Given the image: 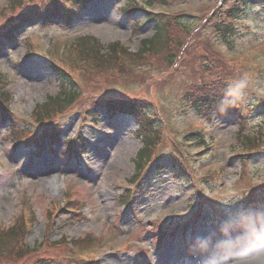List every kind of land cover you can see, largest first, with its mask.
Segmentation results:
<instances>
[{
    "label": "rangeland",
    "instance_id": "374dc122",
    "mask_svg": "<svg viewBox=\"0 0 264 264\" xmlns=\"http://www.w3.org/2000/svg\"><path fill=\"white\" fill-rule=\"evenodd\" d=\"M39 1L46 2L31 0L30 4ZM148 1L93 0L83 8L78 7L69 22L48 20L47 26L32 22L22 28L20 40L0 45V68L8 76L5 89L11 93L8 106L18 117L13 123L0 116V231L26 214L33 226L22 240L30 248L38 247L33 258L26 255L23 259L27 260L20 259L23 261L18 264H30L37 256L56 255L66 259L70 256H76L77 260L95 259L93 264L124 261L161 264L164 257L185 263L183 258L187 253L176 249L172 239L166 238L158 246L164 222L191 219L197 208L198 192H202L209 200L205 208L211 205L214 210H222L221 213H231L241 224L245 222V197L256 188L264 190V152L258 153L264 151V139L246 142L244 137L264 125V107L258 106L264 98L253 95L245 101L244 114L248 116L240 125L235 115L214 114L209 120L184 113L178 104L184 82L200 81L195 73L199 69L198 61H192L194 68L186 67L197 41L201 42L200 37L209 41L207 53L212 55L216 51L231 68L241 66L253 84H264V6L259 0H249L251 9L234 22V31L224 36L216 31L213 14L225 0H154L149 6ZM8 2L0 0V21L7 24L22 13L19 4ZM130 2L171 16L175 13L176 20L193 31L190 37H183L187 42L179 48L174 62L168 56L150 51L144 58L119 54L102 63L79 59L77 46L66 40L80 34L94 35L106 49L119 42L132 53L140 50L142 39L154 35L153 23H144L138 29V23H143L147 14L143 10L125 11ZM31 47L37 51L33 56L29 55ZM199 47L202 48H198V53L202 55L203 45L200 43ZM50 57L70 71L80 90L72 104L61 102L41 111L39 105L48 103V97L59 94L64 87L51 69ZM210 65L217 77L218 63L210 61ZM107 95L149 101L151 112L157 106L162 114L158 124L192 153L190 166L200 179L196 182L187 176L175 177L170 156L165 154L161 162L164 170L155 169L157 166L152 162L149 167L154 170L148 169L139 182L136 178L132 182L142 138L135 133V120L127 114L115 115L99 108V118L94 123L97 107L101 106L97 101ZM254 103L256 107L252 108ZM13 126L19 131H14ZM195 126L206 133V144L188 141L186 136L184 139L187 130ZM60 127L64 133L52 148L35 146L32 138L35 135L37 138L41 130ZM167 131L159 133L161 146L170 141ZM16 138L31 140L20 144ZM67 140V145L85 140L87 149L81 148L77 156L68 157L64 153ZM236 153H244L247 160L243 163ZM49 180L58 183L56 190L49 187ZM128 186L133 189L129 204L122 201V193L127 192ZM240 197L244 198L243 203L236 202ZM81 204L78 214L73 209H64ZM201 224L205 226L196 231L207 242L201 248L206 254L205 249L219 234L214 222ZM167 243H171L168 248H172L171 256L166 255ZM7 261L2 255L0 264L12 263Z\"/></svg>",
    "mask_w": 264,
    "mask_h": 264
},
{
    "label": "trees",
    "instance_id": "16d2710c",
    "mask_svg": "<svg viewBox=\"0 0 264 264\" xmlns=\"http://www.w3.org/2000/svg\"><path fill=\"white\" fill-rule=\"evenodd\" d=\"M22 1L10 0V3L11 5L19 4V6H22ZM50 1L51 2L49 3L40 2L39 5H32L26 12L17 14L16 23L12 24V27L14 26L13 31H10L8 27L10 25L8 24L4 26L0 25V36H16L19 24L21 23V26L26 21L43 18L45 17V15L53 18L62 16V6L57 3L56 0ZM262 1L264 3V0ZM239 3L241 5L247 6L248 0H233L232 3H228L226 9L221 8V10L217 12V23L215 25L217 30L222 31L224 29L222 28V25L224 24L222 20H225V15H227L229 18L235 16L236 12H238L239 10V7H237ZM135 6H137L135 3L129 4L127 7L128 11L134 10ZM147 21L154 23L156 32L150 39H144L142 41L141 49L138 52L132 53L120 43H113L109 45L108 49H106L107 47L103 46L98 38L86 35L77 39L73 43V45L77 46L78 48V58H89L94 63H102L107 61L104 59L107 58L109 60L119 56V54L128 56L134 54L136 58H144L146 56L145 54H147V52L149 51L161 56H168V58L170 59L174 57L176 53L175 51L173 52V50L176 48V45H179L178 42H180V44L182 42L184 43L185 40L183 39V37H185V35L187 34H190L189 29L185 25H182L180 23V20L177 21L175 17H167L150 12L148 14ZM140 26L141 25L139 24V27ZM199 41H201L200 43L203 44V47L209 44V41L207 39L199 38ZM200 43L198 42L196 44L195 50H193L192 58L191 60H189V64H187L186 67L194 68L192 61H198L199 69H197L195 73L199 80H202L192 81L190 83L188 81H185L182 91L184 99L191 105V108L194 109L196 113L201 116L203 115L211 118L214 113L222 112L221 107L223 106L222 101L224 100V88L226 86V82L238 77L241 74L238 68H231L228 62L219 58L216 51H212V55L206 53H201L202 55H200V53H198ZM105 49L107 51H105ZM76 61L78 60L76 59ZM210 61H216L218 63L219 74L217 77H215V73L212 71V65H210ZM82 66L84 65L82 64L80 68ZM59 76L60 83L62 84V86H64L62 91L58 95L50 96L49 102L39 105L41 106V109L38 108V110L43 111L44 108L54 104L58 105L61 102L72 104L77 99L80 88L79 84H76L77 81L74 80V77L72 76L70 71L63 68L61 69V74ZM7 83L8 81L6 76L0 71V116H4L5 119H11L12 116L10 115L9 109L7 107V104L11 98V93L8 89H4ZM66 86H68V88ZM97 103L103 104L109 109H114L115 111H127L128 113H131V115L134 116L139 122L142 137L145 140V147L140 151L137 159V165L139 168L143 166V164L144 167H146L150 160L154 156L159 155L160 151L164 147H166H158V139L160 134L159 132H157L156 127L152 128L151 126L152 122H154L155 120V117L153 118L151 116V113L148 111L149 105L147 102H142L140 99H120L107 95L106 97H100ZM262 104H264V102ZM243 106L244 103L239 107L229 108L228 110L240 109ZM53 113L54 112H52V114ZM12 122H15L13 118ZM13 130L19 131L15 130L14 126ZM58 131V128H51L50 131L46 132L45 137H55ZM190 133L195 134V132L192 131H190ZM244 137L246 138V142H248L249 140L250 142H253L255 139H264V127H260L255 134ZM173 143L174 142H171V144ZM263 195L264 192H259L254 196L253 199L257 200V202L264 201ZM26 232L27 226L22 217L17 219L16 222L7 229H3L0 231V256L5 255L8 259L7 262H12L11 264H18L19 261L27 260L23 259L25 258L24 256L30 254V258H33L36 255L35 251L38 249V247L30 248V246L22 240ZM76 262L79 264H88L86 261L82 262L81 260L72 258L66 259L60 257L59 255L46 258L37 256L30 264H76Z\"/></svg>",
    "mask_w": 264,
    "mask_h": 264
},
{
    "label": "clouds",
    "instance_id": "9594fccd",
    "mask_svg": "<svg viewBox=\"0 0 264 264\" xmlns=\"http://www.w3.org/2000/svg\"><path fill=\"white\" fill-rule=\"evenodd\" d=\"M253 95L264 98V84H253L248 74H241L226 82L221 111L239 107ZM205 252L206 264H264V212L248 210V219L231 231L221 226L219 238Z\"/></svg>",
    "mask_w": 264,
    "mask_h": 264
},
{
    "label": "bare ground",
    "instance_id": "6f19581e",
    "mask_svg": "<svg viewBox=\"0 0 264 264\" xmlns=\"http://www.w3.org/2000/svg\"><path fill=\"white\" fill-rule=\"evenodd\" d=\"M48 184H49V187L51 189H53V190H56L57 189L58 183H56V181L49 180L48 181ZM122 264H127V261H124ZM162 264H178V263H176V262L174 263L171 260L165 259Z\"/></svg>",
    "mask_w": 264,
    "mask_h": 264
}]
</instances>
